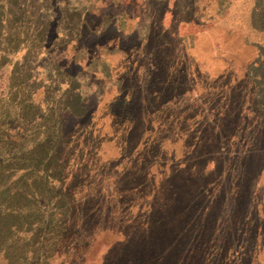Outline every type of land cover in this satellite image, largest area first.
<instances>
[{
	"label": "rangeland",
	"instance_id": "rangeland-1",
	"mask_svg": "<svg viewBox=\"0 0 264 264\" xmlns=\"http://www.w3.org/2000/svg\"><path fill=\"white\" fill-rule=\"evenodd\" d=\"M43 5L47 37L34 38L33 54L25 42L0 59V121L11 125L0 130L1 178L10 182L0 180V198L28 181L13 167L32 156L12 135L25 134L27 148L42 144L37 158L57 181L39 197L44 218L21 206L30 233L0 246V264H264V0ZM121 98L131 120L110 114ZM67 109L78 119L64 126L72 127L59 157L69 160L64 183L73 178L89 236L58 247L67 204L54 129Z\"/></svg>",
	"mask_w": 264,
	"mask_h": 264
},
{
	"label": "trees",
	"instance_id": "trees-1",
	"mask_svg": "<svg viewBox=\"0 0 264 264\" xmlns=\"http://www.w3.org/2000/svg\"><path fill=\"white\" fill-rule=\"evenodd\" d=\"M26 3L27 2H25V0H0V46H3V47H0V59H2L3 57H6L10 53L11 49L15 50L19 46H21V44L25 42L28 43V45H26V54L27 55H29V53L33 54L32 45L34 42V38L38 37L37 42L39 43L40 38L47 37V35L44 33L46 26L44 27V24H43V22L46 21L45 19H43L44 13L46 12V9L44 8V5H43V0H34L30 2L29 3L30 9H28ZM33 5L36 6V9L35 7L32 9ZM36 12L41 15L42 17L41 22L40 20H37L36 22L33 21L32 14H35ZM51 18L53 17L51 16ZM83 21L84 20L80 18L79 23L76 25L77 26L76 32L79 38L78 39L79 42H84L87 38L85 36L86 32H84L85 24ZM52 28H54L55 30L54 33H56L57 29H55L54 25L52 26ZM24 32L30 33L32 36L25 37L23 36ZM30 37H33V40ZM129 37H132V36L127 35L124 38H122V41L124 39H126L125 41H127V38ZM147 41H148V37H147ZM122 49L123 48H121V50ZM153 56H154V53L152 52V54H150V58L148 59V64H147V69L148 70L150 69V74L156 73L159 70V64L157 61L154 60ZM22 65L23 64H21V66ZM152 81H155V80H152ZM27 87L28 85L25 86V89ZM120 90L122 93L127 91L124 85H121ZM120 101L122 104L118 103L116 104L117 106L115 105L117 112L116 111L114 112V110L110 108V114L113 116L114 119H117V120L118 119L131 120L129 116H127L129 105L131 104L127 103L125 98L124 99L121 98ZM118 108H122V112H118ZM22 115L23 114H20L16 118H21ZM77 117L78 116L72 110L67 109V111L63 113L62 118L60 119V122L58 123L59 127L54 129V133L57 136L58 143L53 153H54V157L57 159L58 164L61 168L60 169L61 170V185L63 188L64 196L66 198L64 202L65 204L64 206H66L67 204L66 208L61 209L60 210L61 212L59 213L60 217L63 216L64 226L60 228L59 234L57 236V242L55 244L58 245V247H61L64 244H66V241L68 240V238L74 233L75 235L78 234L79 236L80 235H84L87 237L89 236L87 234V231L89 230L88 221L90 218L86 216L85 204L79 203L78 201L75 202L70 195L71 193L69 192V188L71 187L69 185L71 184L73 178L69 180L70 183H68L67 185H65L64 183L65 176H63V171L68 166L69 160L66 159L65 162L63 163L61 162V157H59L60 154H62L61 150H66L68 148V145L65 144V141L69 139L70 128L72 127L71 126V127L66 128L64 126L67 124H71V123L73 124L75 122V119H78ZM1 123H0V130L3 129L4 133L8 132L9 126L11 125L9 123H6V124L2 123L4 124L2 125ZM12 139H15V140L18 139L19 141L17 151L21 152V150H24L26 155L32 156V157L27 158V161H24V162L20 161L21 162L20 164L15 162L14 167H13L15 168L14 170L16 171L20 169L24 170L23 174H21L20 177L22 178L25 177L28 181L25 183L24 182L12 183L9 187H7V191H6L7 194L5 196V200H2V197L0 198V246L2 247L7 246V245L8 246L12 245L11 237L13 235H15V237L21 238V236L26 234L27 231L30 233L29 229L23 228L21 227V225H19L25 220V217H26L21 211V206H25V209H28L33 206L34 207L37 206V208H34L35 211L37 212V215L39 214L43 215L44 213L43 207L45 208L47 203L44 202V200H40L39 197L44 196V198L48 199V197L51 196V191H50L52 189L51 187L55 185L53 184L54 181L55 182L57 181L56 180L57 177L54 175L53 170L51 169L52 166L47 167L46 165L44 166L41 165L39 158H37L39 157V154H37L38 153L37 149L41 147L42 145L41 143L36 144L38 140L31 141L32 145H30V147L27 148L25 141L26 139H28V137H26L25 134L19 133V135H12ZM27 141H29V139ZM2 143H3V146L0 144V153H1V150L2 151L6 150L5 146L8 143V140L6 139L5 142L2 140ZM60 145H62V147H60L59 149L58 147ZM22 155H24V153H22ZM13 163L14 161H12V164ZM1 164L2 163H0V180L3 183L1 174L4 170L2 167L3 165ZM49 172L51 173L48 174ZM8 176L5 175L4 178H9ZM20 177L17 178V180H19ZM9 183H7L5 180V183H3V185L6 186V185H9ZM37 186H39L43 190V192H40L39 190L36 191ZM60 200L62 201L63 198ZM26 204H28L30 207ZM56 211H58V209H56ZM27 213L26 215H28ZM43 218H44V215H43ZM224 246L225 245L222 246V250L225 252L228 247L224 248ZM195 249H196V246L192 247L191 245L189 254L190 253L192 254ZM31 253L33 254V251ZM181 264H193V263L192 262L190 263V260L186 259Z\"/></svg>",
	"mask_w": 264,
	"mask_h": 264
}]
</instances>
